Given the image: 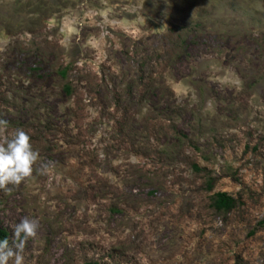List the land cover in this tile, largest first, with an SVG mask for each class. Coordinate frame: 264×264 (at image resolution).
Here are the masks:
<instances>
[{"label": "rangeland", "instance_id": "1", "mask_svg": "<svg viewBox=\"0 0 264 264\" xmlns=\"http://www.w3.org/2000/svg\"><path fill=\"white\" fill-rule=\"evenodd\" d=\"M0 121L24 264H264V0H0Z\"/></svg>", "mask_w": 264, "mask_h": 264}, {"label": "clouds", "instance_id": "2", "mask_svg": "<svg viewBox=\"0 0 264 264\" xmlns=\"http://www.w3.org/2000/svg\"><path fill=\"white\" fill-rule=\"evenodd\" d=\"M6 123L0 121V127ZM37 161L38 153L32 147L29 135L22 129L9 133L8 138L0 143V190H6L9 185H19L31 177ZM12 229L11 245L8 239L0 240V264H24L22 252L26 242L35 238L37 224L24 218Z\"/></svg>", "mask_w": 264, "mask_h": 264}, {"label": "trees", "instance_id": "3", "mask_svg": "<svg viewBox=\"0 0 264 264\" xmlns=\"http://www.w3.org/2000/svg\"><path fill=\"white\" fill-rule=\"evenodd\" d=\"M213 207L219 212H227L233 209L236 205L235 199L228 193L220 192L213 197ZM7 234L0 229V240L6 239Z\"/></svg>", "mask_w": 264, "mask_h": 264}]
</instances>
